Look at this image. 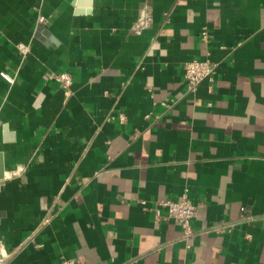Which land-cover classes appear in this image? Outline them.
<instances>
[{
    "label": "crops",
    "instance_id": "0c3cea01",
    "mask_svg": "<svg viewBox=\"0 0 264 264\" xmlns=\"http://www.w3.org/2000/svg\"><path fill=\"white\" fill-rule=\"evenodd\" d=\"M0 153V264H264V0H0Z\"/></svg>",
    "mask_w": 264,
    "mask_h": 264
},
{
    "label": "built area",
    "instance_id": "2783aa9c",
    "mask_svg": "<svg viewBox=\"0 0 264 264\" xmlns=\"http://www.w3.org/2000/svg\"><path fill=\"white\" fill-rule=\"evenodd\" d=\"M40 23H45L43 17L39 19ZM207 32H203L205 37ZM23 54L28 52V48L20 47ZM184 75L186 79V88L188 92H196L199 86L206 82H213L215 65L210 60H191L183 66ZM7 80H10L7 75H3ZM55 81L64 89L72 85L73 77L69 73H60L53 75ZM157 214L159 209L167 210V219L177 223L182 229V237L188 239L193 236L192 221L196 218L198 208L200 205H195L189 198L188 193H184L176 200H162L158 202ZM244 210V209H243ZM159 218V215H158ZM58 264H77L74 259H62Z\"/></svg>",
    "mask_w": 264,
    "mask_h": 264
},
{
    "label": "water",
    "instance_id": "95a60500",
    "mask_svg": "<svg viewBox=\"0 0 264 264\" xmlns=\"http://www.w3.org/2000/svg\"><path fill=\"white\" fill-rule=\"evenodd\" d=\"M41 29L42 27L39 28V30ZM3 179H4V162H3L2 154L0 153V186L2 185Z\"/></svg>",
    "mask_w": 264,
    "mask_h": 264
}]
</instances>
